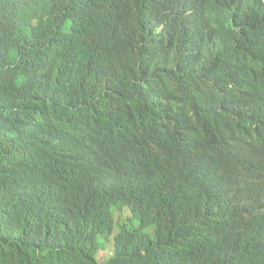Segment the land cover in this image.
Listing matches in <instances>:
<instances>
[{
    "label": "trees",
    "instance_id": "1",
    "mask_svg": "<svg viewBox=\"0 0 264 264\" xmlns=\"http://www.w3.org/2000/svg\"><path fill=\"white\" fill-rule=\"evenodd\" d=\"M0 264H264V0H0Z\"/></svg>",
    "mask_w": 264,
    "mask_h": 264
},
{
    "label": "rangeland",
    "instance_id": "2",
    "mask_svg": "<svg viewBox=\"0 0 264 264\" xmlns=\"http://www.w3.org/2000/svg\"><path fill=\"white\" fill-rule=\"evenodd\" d=\"M121 215H122L121 220L126 219V218H131V214H130V212L127 209H123L122 212H121ZM102 248H103V246H102ZM100 254H101L100 257L109 256V255H111V249L107 248L104 251H100Z\"/></svg>",
    "mask_w": 264,
    "mask_h": 264
},
{
    "label": "clouds",
    "instance_id": "3",
    "mask_svg": "<svg viewBox=\"0 0 264 264\" xmlns=\"http://www.w3.org/2000/svg\"><path fill=\"white\" fill-rule=\"evenodd\" d=\"M126 209V208H125ZM128 210V209H127ZM129 211V210H128Z\"/></svg>",
    "mask_w": 264,
    "mask_h": 264
}]
</instances>
